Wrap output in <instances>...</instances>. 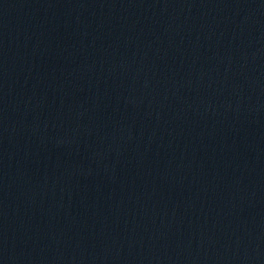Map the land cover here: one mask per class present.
Instances as JSON below:
<instances>
[{"label":"water","instance_id":"95a60500","mask_svg":"<svg viewBox=\"0 0 264 264\" xmlns=\"http://www.w3.org/2000/svg\"><path fill=\"white\" fill-rule=\"evenodd\" d=\"M0 264H264V0H0Z\"/></svg>","mask_w":264,"mask_h":264}]
</instances>
